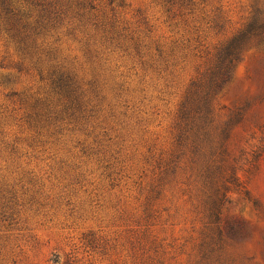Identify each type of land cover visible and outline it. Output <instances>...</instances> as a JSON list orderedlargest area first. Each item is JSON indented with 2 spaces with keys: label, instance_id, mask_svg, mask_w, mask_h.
<instances>
[{
  "label": "rangeland",
  "instance_id": "rangeland-1",
  "mask_svg": "<svg viewBox=\"0 0 264 264\" xmlns=\"http://www.w3.org/2000/svg\"><path fill=\"white\" fill-rule=\"evenodd\" d=\"M119 3L117 42L91 55L76 39L57 43L90 102L85 119L35 123L45 71L0 35V264H210L204 184L176 149V116L264 0ZM213 110L229 120L233 191L216 264H264V33L247 41Z\"/></svg>",
  "mask_w": 264,
  "mask_h": 264
},
{
  "label": "trees",
  "instance_id": "trees-1",
  "mask_svg": "<svg viewBox=\"0 0 264 264\" xmlns=\"http://www.w3.org/2000/svg\"><path fill=\"white\" fill-rule=\"evenodd\" d=\"M120 1L0 0V35L8 38L39 74L45 71L43 76L49 83L48 98H33L30 115L35 123L49 125L85 119L90 102L83 100L84 93L75 75L59 58L57 43L63 36L76 39L91 55L117 42L120 33L113 12ZM180 1L183 0H163L169 5ZM262 33L264 9H254L244 27L221 47L225 57L191 82L176 116V149L188 155L191 175L202 178L204 184L203 206L208 223L205 236L208 241L204 243L210 264L219 261L226 243L217 221L226 194L233 192L224 180L223 165L229 120L216 119L213 99L227 82L229 70L247 41ZM229 178L237 187L234 172Z\"/></svg>",
  "mask_w": 264,
  "mask_h": 264
}]
</instances>
